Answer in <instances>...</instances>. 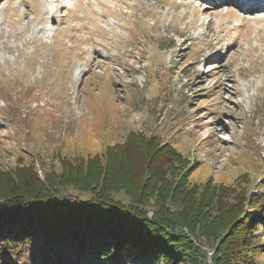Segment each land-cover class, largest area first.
<instances>
[{
  "label": "rangeland",
  "instance_id": "rangeland-1",
  "mask_svg": "<svg viewBox=\"0 0 264 264\" xmlns=\"http://www.w3.org/2000/svg\"><path fill=\"white\" fill-rule=\"evenodd\" d=\"M254 8L240 0H0V173L70 175L98 156L89 167L103 177L115 159L107 149L140 131L184 158L159 182L118 156L134 175L130 188L151 203L173 192L163 217L178 218L207 257L138 264H218L219 252L227 264H264V223L247 219L252 197L264 201V21L240 20L262 11ZM112 195L131 201L123 190ZM233 215L242 216L231 227ZM27 247L12 257L25 261Z\"/></svg>",
  "mask_w": 264,
  "mask_h": 264
},
{
  "label": "trees",
  "instance_id": "trees-1",
  "mask_svg": "<svg viewBox=\"0 0 264 264\" xmlns=\"http://www.w3.org/2000/svg\"><path fill=\"white\" fill-rule=\"evenodd\" d=\"M144 138L140 131L130 132L126 141L110 146L107 154H114L115 159L107 161L103 177L100 169L89 167L90 163L98 162V156L89 157L80 172L72 168L70 175L63 172L36 179L34 175L22 177L13 173V177L1 172L0 264H138L144 260L172 262L185 258L184 255L201 257L204 261L207 257L204 248L183 233V223L178 218L167 221L163 217L170 212L173 192L164 197L163 203L157 200L156 204L143 196L142 188L139 192L130 188L128 180L134 175L127 166L123 167L118 156L133 167L141 165L159 182H164L167 171L184 158L169 142ZM111 169L123 173V179L117 177L119 174H111L109 179L107 171ZM117 179L121 181L117 183ZM68 187L93 195L84 199L69 193ZM120 190L131 197L130 203L112 195ZM180 202L186 206V202ZM249 205L252 208L247 217L249 222L264 223V215L260 213L264 201L260 196H253ZM241 216L233 215L230 226L237 224ZM26 244L25 261L12 257L11 254L21 256ZM223 254H215L218 264H227L221 259Z\"/></svg>",
  "mask_w": 264,
  "mask_h": 264
},
{
  "label": "bare ground",
  "instance_id": "bare-ground-1",
  "mask_svg": "<svg viewBox=\"0 0 264 264\" xmlns=\"http://www.w3.org/2000/svg\"><path fill=\"white\" fill-rule=\"evenodd\" d=\"M222 1V0H221ZM238 1V0H237ZM252 1H260V0H247V1H241V5L242 4H253L255 6V8L253 10L255 11H259V10H262L260 12H255L253 15L261 20V21H264V3H251ZM199 4V3H198ZM187 5V4H186ZM192 5V4H191ZM227 5V4H224V6ZM189 6V5H188ZM198 6V5H197ZM196 7V6H194ZM188 8V7H187ZM199 8V7H198ZM204 8V7H203ZM2 9V8H1ZM5 11V10H4ZM2 12V11H1ZM247 14H251V13H247ZM252 15V14H251ZM244 17V16H243ZM258 22V21H257ZM256 22L254 21L252 24H255Z\"/></svg>",
  "mask_w": 264,
  "mask_h": 264
},
{
  "label": "water",
  "instance_id": "water-1",
  "mask_svg": "<svg viewBox=\"0 0 264 264\" xmlns=\"http://www.w3.org/2000/svg\"><path fill=\"white\" fill-rule=\"evenodd\" d=\"M240 222H241V220H240Z\"/></svg>",
  "mask_w": 264,
  "mask_h": 264
}]
</instances>
